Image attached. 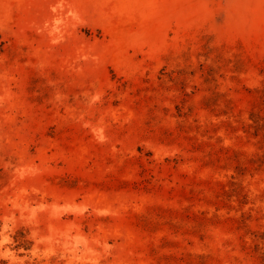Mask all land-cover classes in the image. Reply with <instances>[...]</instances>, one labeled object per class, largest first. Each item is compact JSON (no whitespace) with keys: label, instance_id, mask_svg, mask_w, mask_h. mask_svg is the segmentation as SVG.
<instances>
[{"label":"rangeland","instance_id":"obj_1","mask_svg":"<svg viewBox=\"0 0 264 264\" xmlns=\"http://www.w3.org/2000/svg\"><path fill=\"white\" fill-rule=\"evenodd\" d=\"M0 264H264V0H0Z\"/></svg>","mask_w":264,"mask_h":264}]
</instances>
